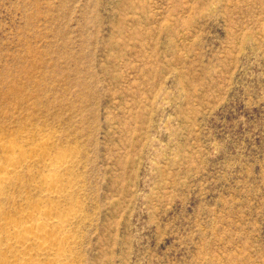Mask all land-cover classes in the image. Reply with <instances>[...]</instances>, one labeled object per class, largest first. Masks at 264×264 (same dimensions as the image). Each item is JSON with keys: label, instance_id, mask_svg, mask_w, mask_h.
Returning <instances> with one entry per match:
<instances>
[{"label": "rangeland", "instance_id": "374dc122", "mask_svg": "<svg viewBox=\"0 0 264 264\" xmlns=\"http://www.w3.org/2000/svg\"><path fill=\"white\" fill-rule=\"evenodd\" d=\"M45 138L70 264H264V0H0V164ZM40 165L3 184L0 245Z\"/></svg>", "mask_w": 264, "mask_h": 264}, {"label": "bare ground", "instance_id": "6f19581e", "mask_svg": "<svg viewBox=\"0 0 264 264\" xmlns=\"http://www.w3.org/2000/svg\"><path fill=\"white\" fill-rule=\"evenodd\" d=\"M48 140L41 139L30 147L10 144L8 149L17 152L0 164V192L8 181L11 169L18 165L40 160L47 172L36 181L47 198L35 202V208L25 220L11 221L5 226V239L0 245V264H70L68 253L75 235L68 227L79 216L71 193L75 181L64 172L72 164L70 156L63 154L48 157L45 151ZM1 259V258H0Z\"/></svg>", "mask_w": 264, "mask_h": 264}]
</instances>
